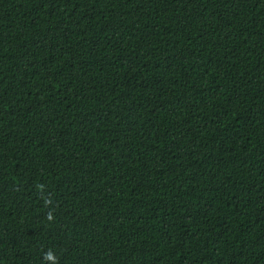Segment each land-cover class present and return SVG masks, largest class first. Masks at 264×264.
Here are the masks:
<instances>
[{
    "label": "trees",
    "instance_id": "1",
    "mask_svg": "<svg viewBox=\"0 0 264 264\" xmlns=\"http://www.w3.org/2000/svg\"><path fill=\"white\" fill-rule=\"evenodd\" d=\"M0 264H264V0H0Z\"/></svg>",
    "mask_w": 264,
    "mask_h": 264
}]
</instances>
